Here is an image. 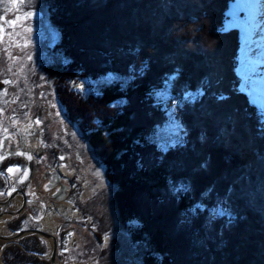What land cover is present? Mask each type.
<instances>
[{
    "label": "trees",
    "instance_id": "obj_1",
    "mask_svg": "<svg viewBox=\"0 0 264 264\" xmlns=\"http://www.w3.org/2000/svg\"><path fill=\"white\" fill-rule=\"evenodd\" d=\"M209 1L219 8L210 11ZM36 2L50 10L48 23L59 33L51 69L75 63L85 78L95 79L98 69L120 80L77 103L97 104L103 113V104L123 101L110 116H96L87 134L103 165L118 174L112 178L123 191L120 226L147 235L132 238L142 248L138 264H264V122L231 88L243 34L231 19L223 25L225 5ZM53 72L48 78L63 80ZM170 121L179 128L165 146L155 136Z\"/></svg>",
    "mask_w": 264,
    "mask_h": 264
},
{
    "label": "rangeland",
    "instance_id": "obj_2",
    "mask_svg": "<svg viewBox=\"0 0 264 264\" xmlns=\"http://www.w3.org/2000/svg\"><path fill=\"white\" fill-rule=\"evenodd\" d=\"M190 1L198 2L201 0ZM216 3L220 7L222 6V0H216ZM214 4L212 1L208 2L211 8L210 11H213L215 7L219 8ZM38 7L39 3L36 0H0V17H3V19H0V28L3 29L0 32V78L3 77V72L10 69L9 65L12 62L16 64L14 70L16 79L20 80L21 83L29 81L36 84L31 94L29 92L25 94L22 89L19 94L22 101L25 102L26 100L27 102L30 98L34 102L33 109L36 113L39 114L42 111L41 124L47 129L45 131L46 136L43 133L46 138L44 137L41 143L43 144L42 148L47 150V153L46 151L43 152L44 158L51 163L61 162L65 164L62 165V171L66 175H72L70 174L71 171L76 170V172L82 173V177H86L84 182L79 176L76 179V182L81 181L77 187L80 196L66 195V198L71 197L75 200L72 203L78 208L74 212L81 214L83 219L85 218L83 221L88 226L86 230L90 228L88 236L86 235L82 246H80L81 250L78 253L83 254V256L82 262L80 261L78 264H138L135 260L136 253L141 256L143 254L141 252L142 248L137 246L132 238L136 239V236L147 237V235L140 229H132L134 234H128L126 229L120 226L118 215L121 213V208L123 209L121 198L123 191L116 184V180L112 178L113 175L118 176V174L114 173L111 167L107 168L103 165L101 156L99 157L97 153L98 148L95 146V149L90 147V139L87 134L93 127L97 126V122H94L96 116L100 118L110 116L111 109L114 110L124 106L123 101L114 99L111 103L103 104V113L98 110L101 108L97 104H93L94 109H88L89 107L79 106L77 103L80 97L85 96L84 99L86 100L87 95L91 98H99L107 87L120 80L117 76L105 77V75H101L102 73L98 69L94 73H97V75L93 74L95 79L85 78L80 71V65H75V63L63 65L62 62V66L55 63L52 64L51 69L48 65L50 49L54 43L59 42V33L52 29L48 23L51 20L50 14H48L50 10L44 11V9H38ZM260 8H264V6ZM257 10V8H252V16L255 18L258 15ZM29 12L32 13L31 16L26 15ZM230 13L234 12L231 11ZM17 16L20 19L17 20L15 25H10L8 21L15 20ZM54 23L64 33V28L58 20L55 19ZM229 24L230 27H234L235 30L241 31L243 34H247V30L250 33V29L246 24H243L239 17L231 18ZM64 40L69 41V36L67 39L65 37ZM58 45L61 44L57 43L56 46ZM250 54H253L251 50ZM103 59L101 58V60ZM108 66L103 65L100 69H106ZM54 70L55 73L57 72L56 74L62 76L63 80L58 82V77L52 78V87L45 85V87L47 86L46 94L41 96L39 81L48 77L49 72L52 76H55ZM45 72L46 75H44ZM246 73L249 75L248 82L251 83V78L257 80L258 70L252 64L246 69ZM121 79L123 78L121 77ZM126 80L121 82L125 81L124 84H127ZM92 100L96 102L94 99ZM130 114L131 122L135 124V115H132L135 114V111L132 110ZM178 128L176 121H170L165 128H161L162 131L156 133L155 138L158 142L160 141L159 143L166 146L168 143L173 142L170 138L175 136L174 134L178 131ZM48 132L50 133L49 137L47 136ZM103 148H106L107 151L111 150L108 144ZM103 148L101 150L99 148L102 154L104 152ZM78 157L80 158L77 159ZM70 166L74 167L71 168ZM73 176H75L74 173ZM172 178L174 177L172 176ZM86 179H90V181H86ZM117 194H120L119 197H117ZM56 203L59 207H67L68 211L72 209L70 200L68 202L67 199L63 198L61 201L57 200ZM70 228L72 229L73 226ZM63 262L62 264H71L72 261L69 259ZM139 264L141 263L139 262Z\"/></svg>",
    "mask_w": 264,
    "mask_h": 264
},
{
    "label": "flooded vegetation",
    "instance_id": "obj_3",
    "mask_svg": "<svg viewBox=\"0 0 264 264\" xmlns=\"http://www.w3.org/2000/svg\"><path fill=\"white\" fill-rule=\"evenodd\" d=\"M9 66L0 78V264H62L69 259L78 264L90 228L86 230L85 218L74 212L75 200L66 195L80 196L81 181L76 179L79 176L84 182L86 177L76 170L66 175L65 164L44 158L47 150L41 143L47 129L41 124L42 111L36 113L34 102L22 101L19 94L21 89L31 94L36 84L21 83L14 75L16 64ZM39 82L44 96L45 85L52 87L51 79ZM90 147L94 148L91 142ZM63 198L70 200V211L57 206Z\"/></svg>",
    "mask_w": 264,
    "mask_h": 264
},
{
    "label": "bare ground",
    "instance_id": "obj_4",
    "mask_svg": "<svg viewBox=\"0 0 264 264\" xmlns=\"http://www.w3.org/2000/svg\"><path fill=\"white\" fill-rule=\"evenodd\" d=\"M264 8H258L257 10V18L253 17V22H254V26H253V30L254 31H259V32H264V22L261 23L262 19H263V15H264ZM264 61L260 62L259 61V66L258 67H261L262 66V63ZM172 228V227H171Z\"/></svg>",
    "mask_w": 264,
    "mask_h": 264
},
{
    "label": "snow or ice",
    "instance_id": "obj_5",
    "mask_svg": "<svg viewBox=\"0 0 264 264\" xmlns=\"http://www.w3.org/2000/svg\"><path fill=\"white\" fill-rule=\"evenodd\" d=\"M26 15H27V16H31L32 13L29 12V13H27ZM0 19H3V17H0ZM19 19H20V17L17 16V18H16L15 20H9L8 23H9L10 25H15L16 22H17V20H19ZM2 31H3V29L0 28V32H2ZM4 83H9V81L6 80V81H4ZM37 123H39V120H37ZM8 171L11 172V171H12V168H9ZM70 235H71V234H70Z\"/></svg>",
    "mask_w": 264,
    "mask_h": 264
}]
</instances>
